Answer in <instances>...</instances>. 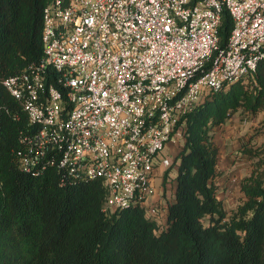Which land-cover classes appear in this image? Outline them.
Segmentation results:
<instances>
[{"label":"built area","instance_id":"obj_1","mask_svg":"<svg viewBox=\"0 0 264 264\" xmlns=\"http://www.w3.org/2000/svg\"><path fill=\"white\" fill-rule=\"evenodd\" d=\"M42 39L41 61L3 80L37 127L21 166L102 180L107 211L147 208L184 117L264 58V0H52ZM160 212L155 202L147 215Z\"/></svg>","mask_w":264,"mask_h":264},{"label":"trees","instance_id":"obj_2","mask_svg":"<svg viewBox=\"0 0 264 264\" xmlns=\"http://www.w3.org/2000/svg\"><path fill=\"white\" fill-rule=\"evenodd\" d=\"M51 1L0 0V264H264V143L245 149L252 168L241 180L242 198L228 211L218 196L215 139V129L236 113H264V58L184 117L166 224L141 205L107 211L102 180L41 168L43 160L30 171L21 166L25 138L37 127L3 80L41 61L43 12ZM232 27L225 10L221 46ZM49 75L56 81L58 72ZM53 155L59 156L49 152L46 159Z\"/></svg>","mask_w":264,"mask_h":264},{"label":"rangeland","instance_id":"obj_3","mask_svg":"<svg viewBox=\"0 0 264 264\" xmlns=\"http://www.w3.org/2000/svg\"><path fill=\"white\" fill-rule=\"evenodd\" d=\"M215 139L223 155L230 154L231 158L234 157L229 164L233 165L234 163H237V165H240L236 169L221 171V174L217 179L219 187L218 194L221 193L220 199H222L223 202L224 200L228 201L224 206L228 211H231L242 198L240 195L241 180L250 173L252 168V157L249 153L245 152V149L251 148L254 150L264 143V113H260L253 118L246 116L242 112L236 113L227 123H225L224 126H218L215 129ZM179 144L180 143L175 145L177 148L176 152L181 148ZM164 152L166 157L171 159V166L165 167L158 165L153 180L155 192L149 198L146 208L149 215V206L156 202V205L159 206L161 211V214L157 216V219L160 222L165 218L163 210L166 209L168 201L173 198L175 185L174 178L177 174L176 166L172 165L174 162L173 152H171L169 148ZM239 156L242 157L238 158ZM167 170H169V178L165 184L166 197H163L164 187L162 183ZM158 189H160V192Z\"/></svg>","mask_w":264,"mask_h":264},{"label":"crops","instance_id":"obj_4","mask_svg":"<svg viewBox=\"0 0 264 264\" xmlns=\"http://www.w3.org/2000/svg\"><path fill=\"white\" fill-rule=\"evenodd\" d=\"M225 125V124H224ZM224 125H222V126H224ZM183 142L184 141H182V142H179L180 144V146H182L183 145ZM175 145H178V143H174V142H172V143H169V145H168V148L170 149V151L171 152H173V154H174V159H175V157H176V155L178 154V152H179V150L176 152V150H177V148H176V146ZM240 157H242V156H239L238 158H240ZM231 159H234V157H232L231 158V156H230V154H222V151H221V153H220V160H219V170H220V172L221 171H225V170H229V169H236L237 167H239L240 165H237V163H234L233 165H231V164H229V162L231 161ZM176 173H177V167H176ZM168 175H169V172L167 173V171H166V173H165V175H164V180H163V187H164V192H163V197L165 196L166 197V187H165V184H166V182H167V180H168ZM175 179V178H174ZM221 179V178H220ZM174 184H175V181H174ZM158 191L160 192V189H158ZM220 194L221 193H219L218 194V196H219V198L221 197L220 196ZM240 195L242 196V192L240 191ZM174 199V195H173V198L171 199V200H169V201H172ZM224 205L226 204V203H228V201L226 200H224ZM168 205V204H167ZM167 212H168V208L166 207V209L165 210H163V215L165 216V218H163V220L162 221H164V222H160L157 218L158 217H156V220L159 222V224L161 223V224H166V219H167ZM160 214H161V212H160ZM159 216V215H158Z\"/></svg>","mask_w":264,"mask_h":264}]
</instances>
